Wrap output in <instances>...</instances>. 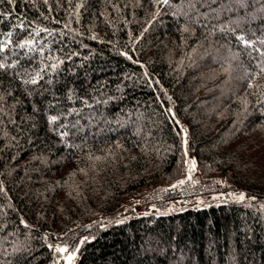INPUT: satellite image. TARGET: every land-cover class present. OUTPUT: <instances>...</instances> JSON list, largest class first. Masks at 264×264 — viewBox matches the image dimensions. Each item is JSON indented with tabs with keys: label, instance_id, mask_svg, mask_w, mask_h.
I'll return each mask as SVG.
<instances>
[{
	"label": "trees",
	"instance_id": "16d2710c",
	"mask_svg": "<svg viewBox=\"0 0 264 264\" xmlns=\"http://www.w3.org/2000/svg\"><path fill=\"white\" fill-rule=\"evenodd\" d=\"M186 153L246 199L109 223ZM56 244L264 264V0H0V264Z\"/></svg>",
	"mask_w": 264,
	"mask_h": 264
},
{
	"label": "built area",
	"instance_id": "2783aa9c",
	"mask_svg": "<svg viewBox=\"0 0 264 264\" xmlns=\"http://www.w3.org/2000/svg\"><path fill=\"white\" fill-rule=\"evenodd\" d=\"M223 187L215 180L192 173L171 187H159L137 198L136 216L164 215L184 208L203 209L217 203Z\"/></svg>",
	"mask_w": 264,
	"mask_h": 264
},
{
	"label": "rangeland",
	"instance_id": "374dc122",
	"mask_svg": "<svg viewBox=\"0 0 264 264\" xmlns=\"http://www.w3.org/2000/svg\"><path fill=\"white\" fill-rule=\"evenodd\" d=\"M183 136L185 137V130L184 129H183ZM186 158H187V166L189 167L188 173L184 174L181 178H179V179L173 181L172 183H170V186L169 185L168 186L163 185V186H159V187H171V186H174L175 184L179 183L180 181H182L183 179H185L187 176H189L192 173L201 174L200 172H198L195 169L194 163H193L192 158H191V155L187 154ZM204 177H206V176H204ZM206 178H210L212 180L217 181L223 187V192L219 196H217V201L219 203L239 202V201H244L246 199L245 196H244V193L238 192L236 190L229 189L225 179L220 178V177H206ZM149 192L150 191H141V192L137 193V195L134 197V199L131 201V203L129 205L125 206L120 212L118 211L117 215L114 218H111L109 223L110 222L119 221L121 219H127V218H131V217L136 216L135 203H136L137 198L139 196L147 194ZM241 194H243V197H244L243 200H241L239 198L241 196ZM80 244L79 245L56 244L55 250H56V253H57V263L58 264H73L74 261L77 258V254H78V250H79ZM58 249H63L65 251H58Z\"/></svg>",
	"mask_w": 264,
	"mask_h": 264
},
{
	"label": "snow or ice",
	"instance_id": "6c2138e0",
	"mask_svg": "<svg viewBox=\"0 0 264 264\" xmlns=\"http://www.w3.org/2000/svg\"><path fill=\"white\" fill-rule=\"evenodd\" d=\"M164 2L166 3L167 2V0H164ZM52 120H55V117H53V118H51ZM241 200H243V194H241V196L239 197ZM58 251H65V250H63V249H58Z\"/></svg>",
	"mask_w": 264,
	"mask_h": 264
}]
</instances>
